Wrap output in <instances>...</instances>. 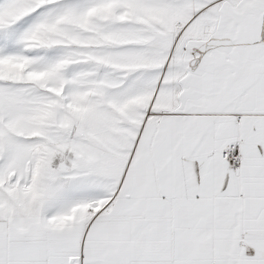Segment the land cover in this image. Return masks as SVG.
<instances>
[{
    "label": "snow or ice",
    "instance_id": "snow-or-ice-1",
    "mask_svg": "<svg viewBox=\"0 0 264 264\" xmlns=\"http://www.w3.org/2000/svg\"><path fill=\"white\" fill-rule=\"evenodd\" d=\"M0 264H264V0H0Z\"/></svg>",
    "mask_w": 264,
    "mask_h": 264
}]
</instances>
